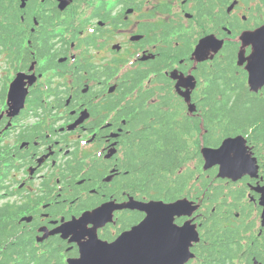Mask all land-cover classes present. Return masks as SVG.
I'll return each instance as SVG.
<instances>
[{
	"label": "flooded vegetation",
	"instance_id": "obj_1",
	"mask_svg": "<svg viewBox=\"0 0 264 264\" xmlns=\"http://www.w3.org/2000/svg\"><path fill=\"white\" fill-rule=\"evenodd\" d=\"M20 5L21 0L12 1L19 31L2 34L9 41L3 53L10 63L0 86V130L8 122L9 111L23 110L11 130H17L11 155L18 161L12 176L21 199L34 195L27 201L32 220L21 225L36 235L110 199L121 203L139 198L129 171L135 157L127 156L123 143L127 136H135L138 117L152 112L150 105L157 104L155 120L165 134L163 141L194 132L179 127L185 122L196 126L205 119V105L219 93L212 84H230L228 91L235 84H249L250 57L264 42V0H70L65 7H60L59 0H27L23 9L17 8ZM259 29L261 33L253 34ZM10 35L16 38L11 40ZM93 50L117 56L96 63L95 55H90ZM17 76L26 89V103L8 109V87ZM57 79L62 81L56 83ZM188 90L195 111L181 95ZM247 94L261 98L264 88ZM226 97L219 93L220 99ZM33 104L40 105L38 112L29 110ZM7 137L0 151L10 150ZM149 138L153 142L155 133ZM253 152L259 177L246 175L234 181L218 177L219 165L203 170L200 162L196 168L187 167L195 198L192 193L186 197L201 205L191 217H174L184 231L177 238L182 235L183 245L194 256L187 264H201L202 249L212 248L216 240L215 207L208 211L207 202L222 189V202L238 196L240 192L233 188L238 183L245 184L248 201L231 219L241 217L252 227L248 234L264 236V229L258 227L256 232L255 225L263 210L258 188L264 185V160ZM76 163L80 164L73 167ZM171 182L163 186L166 202L185 197L177 194L186 181L178 188ZM147 199L150 196L145 193L140 200ZM143 217L136 210H116L115 223L100 229L107 230L102 239L114 240ZM63 241L68 256L77 255L75 244ZM259 252L264 253V239L253 238L247 247L228 250L231 255L225 262L264 264ZM206 255L211 258V253Z\"/></svg>",
	"mask_w": 264,
	"mask_h": 264
},
{
	"label": "water",
	"instance_id": "obj_2",
	"mask_svg": "<svg viewBox=\"0 0 264 264\" xmlns=\"http://www.w3.org/2000/svg\"><path fill=\"white\" fill-rule=\"evenodd\" d=\"M63 1V0H62ZM65 3V2H64ZM259 29L253 34L261 33ZM241 61V55H240ZM251 90L258 91L264 86V42L256 46L248 65ZM22 88V84L15 85ZM188 98L187 94H185ZM209 165L219 164V176L237 180L245 173L257 170V159L249 151L247 140L239 135L225 139L217 149L203 148ZM250 165V167H247ZM190 202L186 199L167 204L163 201H150L144 206L147 216L139 225L113 243L100 244L96 237L81 242V257L71 264H185L191 253L184 246L182 227L174 223L175 215L186 214ZM29 219V218H24ZM176 237V238H175ZM88 245V246H87Z\"/></svg>",
	"mask_w": 264,
	"mask_h": 264
},
{
	"label": "rangeland",
	"instance_id": "obj_3",
	"mask_svg": "<svg viewBox=\"0 0 264 264\" xmlns=\"http://www.w3.org/2000/svg\"><path fill=\"white\" fill-rule=\"evenodd\" d=\"M3 54H5V55H3ZM3 54L0 56V86L4 83V75L6 74L8 64L10 63L8 60L9 58L7 57V54L6 53H3ZM90 55L91 56L95 55L94 61L96 63L107 62L111 57L117 56V55L109 56L105 52H102L100 55V53L96 52L95 50H93ZM60 81H62V79H57L56 83H58ZM83 85L84 84H82V87H83ZM236 94H237V96H239L241 94L246 95L245 92L241 88H239L236 91ZM222 99H224V98H222ZM254 101H255L254 104H250V103L242 104L241 102H237L236 104H233V102H231L230 106L228 107L229 113H223V115H222L223 117H225L227 119H231L232 125L235 127V131H240V124H243V123L247 124V120L249 118H253L254 116H256L257 111H258V107H262V104H259L256 99H254ZM259 123H261V121L256 122L254 125H257ZM227 126H228V123H224L223 125L219 124V123L215 124L213 127V130H208L206 133H203L204 137H205L204 138L205 141L207 143H211V144L218 143L223 138V136L225 135L224 130ZM243 134L246 135L245 133H243ZM7 141H10L11 143H13L15 141V136L11 135L10 138L7 139ZM202 158L203 157L201 154V145L199 142H197L194 144V153L191 156V158L189 159V161L186 163V166L189 169L196 168L197 165L201 162ZM79 164L80 163L73 164V167H76ZM192 180H193V177H190L188 180H186L185 186H183V189H181V191L177 194V197H181V196L190 197L189 195L192 193L193 198H195L194 191L192 189ZM8 184H10L9 189L11 191L16 189L17 183L14 184L10 180L8 182ZM35 185H39V183L36 182ZM245 189H246V186L244 183H238L235 186V190L237 192L238 191L240 192V196L242 194H244ZM222 192L224 193V190ZM18 200H21V198L16 194V195L1 199L0 204L2 205L6 202H8V203L14 202L15 204H17ZM24 200H27V197ZM216 202L219 203L218 200ZM227 202L228 203L232 202V198H228ZM207 204H208V206H210L211 202H207ZM228 208H229V205H226L221 209V211H226ZM240 208H242V207L240 206ZM127 217H130V214ZM133 217L136 218L137 216L135 215ZM233 222H234L235 226H238L241 228V224L237 223L235 221V218L233 219ZM258 231H259V228L257 227L256 232H258ZM233 246H235V245H233Z\"/></svg>",
	"mask_w": 264,
	"mask_h": 264
},
{
	"label": "trees",
	"instance_id": "obj_4",
	"mask_svg": "<svg viewBox=\"0 0 264 264\" xmlns=\"http://www.w3.org/2000/svg\"><path fill=\"white\" fill-rule=\"evenodd\" d=\"M6 9L7 7L5 0H0V13L4 14L3 11ZM2 24L3 22L0 21V33L6 31L5 27L2 26ZM247 101L250 104H254L255 102L251 98L247 99ZM213 102L215 103L214 100ZM109 103H111V100ZM259 104H262V107L258 108L259 113L261 115H259L256 118H254L255 116L253 118H249L247 120V124L244 129H248L250 126H252L254 119L255 120L260 119L262 121L264 120V101L263 103H259ZM216 107L217 110H220V107L223 108L226 106H224L223 101L221 100L219 105L217 103L213 109L211 108V110L208 112L211 115L210 118L204 121L205 127L207 128L210 127V124H212L211 119L216 118L218 116ZM243 125L244 123L240 124V128H243ZM262 128H264V125L262 126ZM2 181L3 180H0V190H6L8 186L4 182L2 183ZM19 215H20V210L16 206V204L6 202L0 205V264H13L12 262H14L15 264H59L57 261L51 262L53 255L49 257L38 258L36 254L27 253V249H29V246L31 245V241H29L27 238L23 240L22 249L20 248V244L17 243V241L16 244H10V241L6 240L7 237L12 236L13 234L16 233L13 230L17 229L16 218ZM10 225L12 226L14 225V228H11ZM21 252H23L22 256L19 258V260H17L15 254Z\"/></svg>",
	"mask_w": 264,
	"mask_h": 264
}]
</instances>
